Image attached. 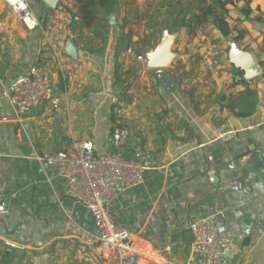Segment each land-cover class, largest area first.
<instances>
[{
  "label": "crops",
  "instance_id": "crops-1",
  "mask_svg": "<svg viewBox=\"0 0 264 264\" xmlns=\"http://www.w3.org/2000/svg\"><path fill=\"white\" fill-rule=\"evenodd\" d=\"M27 1L37 23L30 29L0 0V194L7 206L0 215V264H118L98 242L89 210L66 196L58 170L33 159L34 151H62L73 139L91 140L96 155L118 153L145 166L142 181L108 207L113 225L131 232L141 249L137 264H199L189 254L191 226L208 217L234 244L226 264H264V85L259 76L245 80L233 58L236 51L264 54V0L228 7L230 25L246 31L237 44L212 21L192 37L186 29L171 34L179 69L163 74L172 89H161L157 70L130 60L141 79L132 91L115 83L113 27L123 11L113 24L109 16L108 33L96 40L71 15L73 0H59L55 9ZM165 1L153 7L149 1L151 12ZM69 41L76 60L67 54ZM217 49L226 65H219ZM37 59L47 65L60 105L42 103L19 124L6 95ZM121 90L131 93L130 105L121 102ZM115 127L128 132L119 147ZM225 132L234 135L220 139Z\"/></svg>",
  "mask_w": 264,
  "mask_h": 264
},
{
  "label": "built area",
  "instance_id": "built-area-1",
  "mask_svg": "<svg viewBox=\"0 0 264 264\" xmlns=\"http://www.w3.org/2000/svg\"><path fill=\"white\" fill-rule=\"evenodd\" d=\"M12 1L6 0L16 19L29 29L37 26L27 0H18L16 4ZM27 19L31 24L26 22ZM44 38L49 46L48 38L46 36ZM52 52L57 56L55 49ZM125 54L148 66L147 58L136 55L133 48H129ZM257 61L261 67L259 77L264 85V54L260 55ZM6 97L19 124L22 123L21 119L25 113L42 103H47L52 108H59L60 105L47 65L38 59L26 75L20 76L12 84ZM233 133H222L219 138L230 139ZM127 136L128 132L124 128L115 127L112 134L115 147H119ZM33 159L54 166L58 170L66 183V196L89 210L98 231V242L104 249L116 255L118 264H137L141 249L131 232L113 225L108 207L117 195L142 181L145 166L135 161L124 160L118 153L96 155L95 144L91 140L78 139H73L62 151L41 153L34 151ZM6 212L7 206L0 194V215ZM191 232L193 236L189 252L191 260H199V264L227 263V255L234 248V244L219 233L212 217L193 223Z\"/></svg>",
  "mask_w": 264,
  "mask_h": 264
},
{
  "label": "trees",
  "instance_id": "trees-1",
  "mask_svg": "<svg viewBox=\"0 0 264 264\" xmlns=\"http://www.w3.org/2000/svg\"><path fill=\"white\" fill-rule=\"evenodd\" d=\"M75 13L71 14L78 18L82 28L91 32L92 38L98 40L108 33V18L112 14H119L123 11L120 23L113 27L117 33L115 57L118 59L129 48H133L136 55L146 54L150 47L149 39H156L161 35L163 29L168 34H174L180 29H186L189 36H194L196 30L212 21L215 28L224 38H230L234 44L239 43L245 36L244 29H234L228 20V7L241 1L247 0H168L161 3V7L151 12L149 6L145 12H140L132 0H73ZM248 4L241 9L245 19L249 16ZM163 10L161 16L160 10ZM151 12V13H150ZM142 20L145 23L143 38L138 37L133 26ZM239 22V20L237 19ZM162 29V30H161ZM137 37L138 41H133ZM123 65L119 62L115 65L117 78L115 83L123 85L127 75L136 74L139 67L136 66L133 72H124Z\"/></svg>",
  "mask_w": 264,
  "mask_h": 264
},
{
  "label": "water",
  "instance_id": "water-1",
  "mask_svg": "<svg viewBox=\"0 0 264 264\" xmlns=\"http://www.w3.org/2000/svg\"><path fill=\"white\" fill-rule=\"evenodd\" d=\"M46 5L50 8L55 9L59 0H44ZM111 22L113 21V14L111 15ZM167 35V34H166ZM174 36H164L163 40L159 44L156 52L153 55H148V66L151 69L157 70L158 80L161 89L173 88V81L168 82V78L163 74V70L171 61L173 55L171 52V46L174 41ZM77 47L72 43L68 42L67 54L71 56L74 60L77 58ZM236 66L243 73V78L245 80H251L258 77L261 73V67L257 59L249 54L236 51L233 56Z\"/></svg>",
  "mask_w": 264,
  "mask_h": 264
},
{
  "label": "rangeland",
  "instance_id": "rangeland-1",
  "mask_svg": "<svg viewBox=\"0 0 264 264\" xmlns=\"http://www.w3.org/2000/svg\"><path fill=\"white\" fill-rule=\"evenodd\" d=\"M134 3H135V5L136 6H138V8L141 10V11H145V9H147L149 6H148V2L150 1V3L149 4H151V0H144V1H139V3L137 2L138 0H132ZM157 1L158 0H155V2L154 3H152V7L153 6H158L156 3H157ZM28 2V1H27ZM120 2H122V0L120 1ZM160 2V1H159ZM29 4V3H28ZM30 7V6H29ZM119 17V20H121V17L120 16H118ZM16 18V17H15ZM120 22V21H119ZM144 26H145V22H142V23H139V24H135L132 28H133V31H134V33L137 35V36H139L140 38H143V35H144V32H143V30H144ZM232 26V25H231ZM233 27V26H232ZM140 38H138V39H140ZM160 39V38H159ZM158 38L157 39H149L148 41L150 42V47L147 49V52H146V54H141L143 57L144 56H146V55H153L154 53H153V50H155L158 46H159V44L161 43H158V40H159ZM163 40V39H162ZM161 40V41H162ZM138 41V40H137ZM176 54V52L175 51H173V57H172V59H171V61L169 62V64L165 67V69L166 68H170V67H172V69H173V71L175 70V69H179V62L177 61V57L175 56V54ZM215 57L216 58H218V61H220V64L219 65H221V63L223 64V65H226L225 64V62H227V59H223L222 57H223V54H222V51H221V49H217L216 51H215ZM125 57H127L128 59H127V66L124 64L125 62V60H126V58ZM219 57H221V58H219ZM119 64L121 63L122 65H123V71L121 72V74H123L124 72L126 73V72H133L134 71V69H135V67L137 66V65H135V64H132V62L130 61V60H133L134 58L133 57H128V56H120L119 57ZM195 70L196 69H193V71L195 72ZM179 71V70H178ZM192 71V72H193ZM147 72V71H146ZM180 72V71H179ZM138 77L139 78H136V76L134 75V74H131L127 79H126V82H125V84H123L124 86L123 87H127V88H131V90L130 91H132L133 89H135L136 87H138L137 85L139 84L140 85V83L139 82H141V79H140V76L138 75ZM136 78V79H135ZM148 84L150 85L151 84V81L149 80L148 81ZM142 85H145L146 86V84L145 83H143ZM148 85V86H149ZM198 85V84H197ZM150 86H152V85H150ZM124 89V88H123ZM122 91V90H121ZM127 92L126 91H122L119 95H118V97H121V102H123L124 104H125V106H127V103H128V105H130L131 103L130 102H127L128 100H130L131 98H132V95H130L131 93H129V94H126ZM134 97V96H133ZM124 104H123V106H124ZM116 106H118V105H116ZM119 107V106H118Z\"/></svg>",
  "mask_w": 264,
  "mask_h": 264
},
{
  "label": "bare ground",
  "instance_id": "bare-ground-1",
  "mask_svg": "<svg viewBox=\"0 0 264 264\" xmlns=\"http://www.w3.org/2000/svg\"><path fill=\"white\" fill-rule=\"evenodd\" d=\"M12 2L16 4L18 0H13ZM26 22H29L31 24V22L28 19L26 20Z\"/></svg>",
  "mask_w": 264,
  "mask_h": 264
}]
</instances>
